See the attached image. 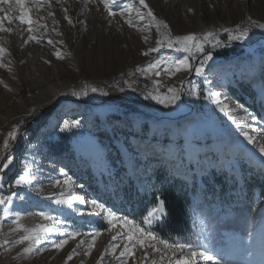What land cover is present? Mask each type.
Masks as SVG:
<instances>
[{"label": "rangeland", "instance_id": "rangeland-1", "mask_svg": "<svg viewBox=\"0 0 264 264\" xmlns=\"http://www.w3.org/2000/svg\"><path fill=\"white\" fill-rule=\"evenodd\" d=\"M126 2L121 0V4ZM147 2L157 17L166 21L174 36L217 31V39L222 43L219 47L205 46L213 54V59L205 65V76L183 70L172 75L166 70L167 63L158 69L161 72L159 77L153 73L142 75L137 66L144 67L161 56L176 60L188 54L164 47L159 52L143 55L148 49L157 47L156 42L161 38L155 27L149 26L148 19L141 22L133 14L132 19L138 27H131L124 17L109 18L102 5L88 4L85 8L84 0H61L60 3L51 0V7L30 0L31 15L39 20V24L33 25L36 29L33 35L41 37L39 43L29 41L25 44L29 35L27 25L18 20L5 21V27L12 31L0 32V44L11 47L4 56V63L9 67H0V150L13 125L19 123L21 127L17 139L9 141L14 162L5 170L4 187L0 189L11 200L10 205L0 206V243L4 239L13 241L7 251L0 247V264H65L68 254L84 238V233L100 230L102 235L98 237L91 256L85 255V244L77 249L80 255L67 261V264H97L120 225L109 232L107 221L92 215L81 216L53 204L48 198L51 193H67L69 190L63 185L54 186L56 179L63 180L58 172L62 167L73 177L75 191L84 195L86 200L99 199L137 222L156 201L153 204L148 201L143 215L134 211L130 204L135 208L142 201L151 199L154 191L151 184L159 165L165 168L167 176L179 177L186 188L199 187L202 183L214 184V170L226 178L228 194L240 193L248 180H264V165L260 163L258 149L248 143L228 114L220 112L213 101L203 99V94L209 90L220 92V99L230 105V114L245 121L244 127L258 142L264 140V31L253 29L244 41L230 40L227 33L220 31L237 24L246 27L248 16L264 22V0ZM0 7L10 9L9 15H19L13 5ZM64 8L68 9L75 26L68 24ZM188 8L194 11L188 12ZM50 11L55 13L54 17L49 16ZM53 19L58 23L53 24ZM81 20L87 21L86 27L78 22ZM44 24L47 30L41 27ZM144 37L148 38L147 42ZM48 39L53 40L54 45H49ZM57 51L64 59L57 58ZM201 58L200 54L193 55L191 63L195 65ZM38 76H43L47 82H38ZM205 78L212 82L211 85ZM157 79L161 81V92L167 86L179 87L183 80L185 90L199 85L202 95L188 96L185 91L178 106L166 107L145 98L153 92ZM126 81L135 83L129 88ZM50 85L57 86L56 92L61 96L58 101L39 110V92ZM86 85L101 88L108 95L99 92L83 98L65 95ZM121 88L124 91H120ZM237 103L243 104L247 113L237 111ZM51 108L53 111L44 123L30 131ZM184 111H189L188 115H181ZM251 116L257 119L251 120ZM65 119L80 120L83 127L61 132L59 129ZM185 129L191 132L190 137L183 134ZM177 130L181 134H174ZM24 137L30 138L29 145L17 158L16 146ZM32 161L37 181L16 186L15 178ZM15 169L17 172L12 183L7 182L8 173ZM234 182L236 188L232 187ZM80 185L84 186L82 191ZM213 193L214 208L220 209L217 215L228 216L232 201L225 203L219 197L220 193ZM253 202L262 218L247 235H237L226 229L218 232L208 229L206 216L213 215L207 214L200 216L203 221L197 231L198 242L233 264H264V197L255 192ZM77 207L86 208L85 205ZM42 210L52 211L67 221L57 225L59 229L79 231L82 235L57 251L50 247V242L58 239L60 233H51L42 245L48 250L29 257L22 252L26 245L14 243L23 233L11 231L15 227L13 220L19 214L21 223L35 227L44 221L29 213ZM119 251L117 249V254ZM155 257L153 253L150 259ZM142 259L143 253L138 249L136 257L130 258L128 264H140ZM104 264H115V258H106Z\"/></svg>", "mask_w": 264, "mask_h": 264}, {"label": "snow or ice", "instance_id": "snow-or-ice-1", "mask_svg": "<svg viewBox=\"0 0 264 264\" xmlns=\"http://www.w3.org/2000/svg\"><path fill=\"white\" fill-rule=\"evenodd\" d=\"M40 6L47 5L51 7V0H31ZM61 0H57L60 3ZM30 0H0V5H13L15 9L18 10L19 15L12 16L9 15L10 9L0 7V32H11V28L5 27V21L12 22L13 20H18L22 25H27L26 31L29 33L25 44L29 41L40 42L41 37L33 35L36 29L33 28L34 24H39V20H36L31 15V8L29 7ZM88 4H96L97 7L103 6L104 11L107 16L111 19H115L118 15L124 17L128 25L131 27H138V25L133 21V14L135 18L139 21L149 20V26L155 27V30L161 37L157 40V47L150 48L142 54L148 56L152 52H159L161 48H174L177 52L187 53L183 58H178L176 60H169L166 57H159L152 62H149L146 66H137V71L142 75L147 76L148 73H153L156 77L161 75L160 69L161 65L169 64L166 69L172 75L177 72L186 71L194 72L197 76H205V65L213 59V54L205 46L207 44H212L213 47H219L222 43L217 39V31L205 30L201 33L191 32L185 35H172L169 25L165 20L159 19L154 12L153 8L149 5L147 0H127L126 3L121 4V0H84L85 8ZM65 13V19L69 25L75 26V22L72 17L68 15V9H63ZM188 12H193L192 8L187 9ZM49 16L54 17V12H49ZM248 25L246 27H241L240 24L235 25L234 28L224 27L220 31L228 34L229 39L233 41H244L249 37L250 32L253 29H259L264 31V22L253 19L251 16L247 17ZM81 25L86 27L87 21H78ZM111 22V20L109 21ZM58 23L53 19V24ZM41 27L47 30V25H41ZM55 30V29H53ZM147 37H144L145 42H147ZM49 45H54V41L51 39L47 40ZM59 43L63 44L64 41ZM8 52L2 44H0V67H9V65L4 63V56ZM201 55V59L197 64L191 63V58L193 55ZM57 58L64 59V56L60 51L55 53ZM50 63V61H49ZM131 75H134L132 73ZM206 82L211 85V81ZM129 88L133 87L135 81H126ZM161 81L159 79L154 81L153 92H150L145 98L152 99L158 103L166 106H178L179 102L182 100V96L187 91L188 96L200 97L202 95L199 85H193L190 89H184V81H180V86H167L164 92L160 91ZM7 87V85H5ZM124 91L123 88L119 89ZM99 92L102 95H108L106 91L96 86L86 85L79 91L71 90L65 95H71L79 98L88 97L90 93ZM221 93L214 90H209L207 94H203L204 100H211L214 106L219 108L220 112L229 115V119L232 120L238 128L241 129V134L248 141L249 144L254 145L260 154V163L264 165V140L257 141V138L251 134L248 128L244 127L245 121L238 120L237 116L230 114V105L226 100H221ZM237 111L243 110L247 113V109L244 108L243 104H236ZM251 120H256L257 117L251 116ZM20 124L17 123L13 125L11 131L7 133V139L3 141V149L0 150V189H3L5 182V170L9 169L14 162V155L9 151V141H15L20 135ZM83 127L80 120H63L62 127H60L61 132L71 131L72 129H79ZM174 134H181L180 130H177ZM187 136H191V132L187 129L184 133ZM207 159V156L205 157ZM34 161L30 162L24 168H22L21 173L15 178L14 184L16 186L21 185H31L34 181H37V176L34 173L32 164ZM233 167L235 162H233ZM59 175L63 177V180L56 179L54 181V186H61L68 188L67 193L64 191L53 192L48 197L51 202L58 207L71 210L73 212H78L79 215H92L97 216L100 219L107 221V231L111 232L113 228L120 225L115 235H112L111 241L108 246L104 248L103 252L100 254V258L97 264H104L106 258H115V264H128L130 258L136 257V252L139 249L143 253V259L140 264H233L231 260L224 259L220 255H217L212 250L205 248L200 244L199 237L197 241H172L170 239L164 238L162 235L157 233L153 229V225L165 215V202L164 200L157 196L155 205L147 212V214L142 217V219L137 222L136 220L130 218L128 215H122L118 210H114L113 207L108 206L106 203L101 202L99 199L93 198L86 200L84 195L74 189L73 177L68 174V172L62 167L58 170ZM12 187V185H9ZM83 185L79 188L82 191ZM37 191L42 192V189H37ZM12 196H16L17 193H11ZM23 199V197H21ZM11 200L3 195H0V206L10 205ZM77 205H85V209H79ZM99 210V211H96ZM9 215L7 209L5 211V216ZM29 215H35L44 221L35 227H27L21 223V217L17 214L15 220H13L14 228L11 229L13 232L22 231V235L14 241L17 245H26L22 248V252L27 256L31 257L32 254H40L43 251L48 250L46 247L42 246L44 242L48 241L49 235L51 233L59 232L60 237L58 239L52 240L50 242V247L60 251L62 250L70 240H76L82 234L79 231L68 230L67 228L61 230L57 227L60 224H66V220H62L52 211H38L36 213H29ZM262 234H264V229H262ZM102 235L100 230H95L90 233H84L83 239H80L76 246L72 249L71 253L68 254L65 264L67 261L73 259L74 256L80 255L77 252L78 248H82L85 244L86 248L83 249L85 255L91 256L93 249L97 246V239ZM13 241L4 239L0 243V247L9 250L8 246L11 245ZM121 244L123 247L121 248ZM117 249H120L117 254ZM155 253L156 257L151 258V254Z\"/></svg>", "mask_w": 264, "mask_h": 264}, {"label": "trees", "instance_id": "trees-1", "mask_svg": "<svg viewBox=\"0 0 264 264\" xmlns=\"http://www.w3.org/2000/svg\"><path fill=\"white\" fill-rule=\"evenodd\" d=\"M240 100L244 101L243 98H240ZM52 111L53 108L45 112L43 118L34 128H30V131H34L42 125ZM29 141L30 138L26 137L19 141L16 146L17 158L26 150ZM16 172L15 169L8 173L7 182L12 183ZM212 174L214 184L202 183L199 187L194 185L193 188H186L179 177L171 174L167 176L165 168L159 165V168L155 169L153 176L155 178L151 184L154 188L151 199L142 201L135 208L132 204L130 205L132 209H135L134 211L143 215L146 213V205H149L148 201L153 204L157 196L161 197L165 202L166 215L155 224L154 230L164 238L172 241L178 239L181 241H197V231L203 221L200 216L204 217L207 214L213 215L206 216L208 229H213L214 232L226 229L234 231L237 235H247L262 218L261 212L256 211L253 207V194L257 192L264 197V180L259 181L257 178L248 180L240 193L228 194L226 191V178L215 170L212 171ZM232 187H237L235 182ZM214 191L220 193L219 197L225 203L229 200L232 201L231 212L228 216L217 215L220 209L214 208ZM262 210L264 211V206ZM0 212H2L1 208Z\"/></svg>", "mask_w": 264, "mask_h": 264}, {"label": "bare ground", "instance_id": "bare-ground-1", "mask_svg": "<svg viewBox=\"0 0 264 264\" xmlns=\"http://www.w3.org/2000/svg\"><path fill=\"white\" fill-rule=\"evenodd\" d=\"M6 47H5L6 49H10L11 48L10 45H6ZM37 81L40 82V83L47 82L46 79H44L43 76H38ZM56 88H57V86L50 85V86H48L47 88H45V89H43L41 91L39 90L40 91L39 92L40 93V95H39L40 96V101H39V104L37 105L39 107L38 108L39 110L40 109H44V108L48 107L49 105L53 104L54 102L58 101L60 94L56 92ZM188 113H189V111L188 112L184 111V112L181 113V115H188ZM152 117H155V116L152 115ZM5 119H7V118H5ZM0 195H3L5 197H7V193L5 191H2V190H0Z\"/></svg>", "mask_w": 264, "mask_h": 264}]
</instances>
